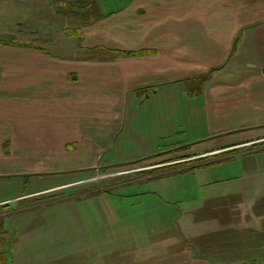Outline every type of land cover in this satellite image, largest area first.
<instances>
[{
  "label": "crops",
  "instance_id": "crops-1",
  "mask_svg": "<svg viewBox=\"0 0 264 264\" xmlns=\"http://www.w3.org/2000/svg\"><path fill=\"white\" fill-rule=\"evenodd\" d=\"M0 34L33 44H0V179L30 149L80 171L185 146L200 171L240 159L243 187L211 191L185 232L155 214L119 263L264 264V0H0Z\"/></svg>",
  "mask_w": 264,
  "mask_h": 264
},
{
  "label": "rangeland",
  "instance_id": "rangeland-1",
  "mask_svg": "<svg viewBox=\"0 0 264 264\" xmlns=\"http://www.w3.org/2000/svg\"><path fill=\"white\" fill-rule=\"evenodd\" d=\"M14 38L17 37L0 34V41ZM24 151L26 154L21 155L28 162L23 166H5L18 170L0 179V201L9 200L5 202L8 207L2 209L6 215L0 218L1 228L7 232L6 240L14 238L20 242L15 255L8 254L7 264H120L123 259L134 257L135 238L145 243L150 239L148 227L158 228L147 224L155 221L152 216L160 217L165 212L169 227L178 229L179 225L185 232L182 226L189 224L188 212L205 209L211 191L243 187L233 180L241 169L240 159L206 171H189L211 164H198L204 160L200 158L185 160L192 155L190 150L169 152L166 159L179 161L172 164L178 170L170 165L152 167L163 162L161 156L111 167H102L99 161L100 165L81 171L68 169L64 163H49V156L42 154L47 150ZM122 152L130 156L133 150L124 147ZM166 171L173 174L155 178ZM26 174L28 177H23ZM224 178L233 181L213 184ZM255 187L264 188V182H257ZM84 195L89 197L82 198ZM150 211L155 213L149 214ZM197 214L192 213L193 220ZM99 253L106 254V260L103 257L99 261ZM27 257L38 261H29Z\"/></svg>",
  "mask_w": 264,
  "mask_h": 264
},
{
  "label": "trees",
  "instance_id": "trees-1",
  "mask_svg": "<svg viewBox=\"0 0 264 264\" xmlns=\"http://www.w3.org/2000/svg\"><path fill=\"white\" fill-rule=\"evenodd\" d=\"M74 34H75V36H76V38L78 40H82V36L80 35V33L68 31V35L69 36H72ZM2 41L3 40L0 41V44L4 45V43H5L7 46H10V47H26V45H23V44H20V43H17V42H13L11 40H9V41L7 40V41H3V42ZM104 53H109V54H113V55H124V56H134V55L139 54V53H134V52H121V51L117 52V51H108V50L107 51L104 50ZM263 71H264V69H263ZM180 149L187 150V149H189V146H185V147L180 148ZM162 155L163 154H159L158 157H161ZM194 163L192 164V166L195 165ZM189 165L190 164H187V166H189ZM118 166H120V165H118ZM207 166L208 165L199 166V167H192L189 171H194L196 169H202V168H205ZM169 167H172V168L174 167L173 169H178L177 166H173V165H170ZM178 172H181V171H178ZM172 174L173 173L170 172L167 176L172 175ZM35 175H43V174H35ZM23 177H28V175H24ZM102 193H105V191H103ZM99 194H101V192L96 193V194H91L89 196H95V195H99ZM89 196L84 195L82 198L89 197ZM5 207H8V206L0 207V209H1L0 213H3L4 210H2V209H4ZM28 207H29V205H27V208ZM1 224H2V221L0 219V248H2V251L0 253V264H7L8 256L10 255L12 247L15 246L16 240H14V238H9V241L6 240L8 238L6 236L7 232L2 230Z\"/></svg>",
  "mask_w": 264,
  "mask_h": 264
},
{
  "label": "flooded vegetation",
  "instance_id": "flooded-vegetation-1",
  "mask_svg": "<svg viewBox=\"0 0 264 264\" xmlns=\"http://www.w3.org/2000/svg\"><path fill=\"white\" fill-rule=\"evenodd\" d=\"M11 200V199H10ZM9 200H4L3 202H0V207H4V206H7V205H9V204H6L5 202H8ZM3 203H5V204H3ZM24 208H21L20 210H23ZM22 213H23V211H22ZM16 215L17 214H19V212H17V213H15ZM6 215V213H4V211H3V213H0V218L1 217H3V216H5Z\"/></svg>",
  "mask_w": 264,
  "mask_h": 264
}]
</instances>
